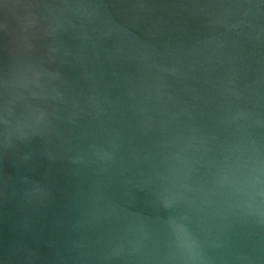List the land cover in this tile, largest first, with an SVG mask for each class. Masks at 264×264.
I'll list each match as a JSON object with an SVG mask.
<instances>
[{"label": "water", "instance_id": "95a60500", "mask_svg": "<svg viewBox=\"0 0 264 264\" xmlns=\"http://www.w3.org/2000/svg\"><path fill=\"white\" fill-rule=\"evenodd\" d=\"M0 264H264V0H0Z\"/></svg>", "mask_w": 264, "mask_h": 264}, {"label": "clouds", "instance_id": "9594fccd", "mask_svg": "<svg viewBox=\"0 0 264 264\" xmlns=\"http://www.w3.org/2000/svg\"><path fill=\"white\" fill-rule=\"evenodd\" d=\"M173 231L175 233L176 240L180 244V246L187 248V249H190L191 248V241L188 239L184 227L182 225L175 224L173 226Z\"/></svg>", "mask_w": 264, "mask_h": 264}]
</instances>
